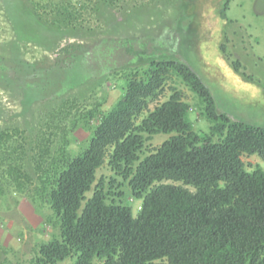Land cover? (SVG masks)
I'll return each instance as SVG.
<instances>
[{"label":"trees","instance_id":"obj_1","mask_svg":"<svg viewBox=\"0 0 264 264\" xmlns=\"http://www.w3.org/2000/svg\"><path fill=\"white\" fill-rule=\"evenodd\" d=\"M231 1H225L223 16ZM30 3L31 10L18 11L34 14L53 32L74 30L85 9L52 3L54 17L45 19L48 4ZM132 45L122 46L137 60L109 73L122 81L111 107L104 110V101L73 114L67 100L51 113L55 129L69 121L72 132L83 128L90 136L77 151L69 149L67 133L53 154L42 145L34 158L36 179L27 173L30 150L15 141L24 131L0 130V168L19 190L37 180L35 193L51 211L47 223L58 231L37 246L32 264H264V167L248 170L243 161L258 156L264 163V127L221 112L185 62L160 53L140 55ZM162 47L152 50L171 49ZM234 65L239 71L240 63ZM0 69L10 71L1 56ZM172 78L197 97L207 131L195 128L191 106L175 87L150 110ZM71 87L66 83L61 94ZM161 134L171 136L150 151L149 142ZM106 161L113 175L98 178ZM124 186L141 201L136 215L124 201Z\"/></svg>","mask_w":264,"mask_h":264},{"label":"rangeland","instance_id":"obj_2","mask_svg":"<svg viewBox=\"0 0 264 264\" xmlns=\"http://www.w3.org/2000/svg\"><path fill=\"white\" fill-rule=\"evenodd\" d=\"M31 1L48 4L45 19L54 17L52 3L72 2L85 9L74 30L53 32L39 24L34 14L18 11L19 7L31 10ZM225 1L114 0L109 5L107 0H0V56L10 69H0V130L24 131L15 141L30 150L25 159L27 173L36 179L34 158H39L42 145H49L53 154L63 133H67L72 151L89 138L83 128L72 132L69 121L61 129L51 124V113L65 101L70 102L67 106H75V114L104 101L105 110L118 100L122 81L109 73H120L122 67L137 60L123 49L126 41L133 44L134 53H160L162 58L185 62L209 88L221 112L264 127V0H232L223 16ZM70 45H75L72 52L63 53ZM162 45V50L170 51H156ZM145 47L149 50L137 51ZM66 83L72 87L61 94ZM28 84L32 87L27 88ZM172 87L190 104L195 128L207 131L197 97L177 78L168 81L150 110L169 98ZM170 136H156L148 144L150 151ZM243 161L248 170L264 167L258 156H244ZM112 175L106 161L97 177ZM0 181L5 192L0 198V231L10 240H0V264H32L37 246L58 232L47 223L51 211L35 193L37 180L19 190L0 168ZM122 190L125 203L136 215L141 201L132 197L127 186Z\"/></svg>","mask_w":264,"mask_h":264},{"label":"crops","instance_id":"obj_3","mask_svg":"<svg viewBox=\"0 0 264 264\" xmlns=\"http://www.w3.org/2000/svg\"><path fill=\"white\" fill-rule=\"evenodd\" d=\"M7 237H8V235H7L6 232H4V231L1 232V231H0V240H2V242H4V241H5V242L10 241ZM6 240H7V241H6ZM0 242H1V241H0ZM2 242H1V244H2Z\"/></svg>","mask_w":264,"mask_h":264}]
</instances>
